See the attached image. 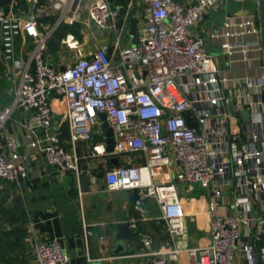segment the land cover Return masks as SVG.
<instances>
[{
    "label": "built area",
    "instance_id": "built-area-1",
    "mask_svg": "<svg viewBox=\"0 0 264 264\" xmlns=\"http://www.w3.org/2000/svg\"><path fill=\"white\" fill-rule=\"evenodd\" d=\"M142 1L147 25L136 44H122L109 0L91 3V19L100 29L113 30L115 38L109 46H98L89 54L74 46L77 58L66 63L64 70L47 54L57 23L44 26V9L38 7L30 15L16 16L0 5L7 57L20 74L13 100L0 106V130L15 109L29 110V148L44 154L59 173H80L77 147L81 140L92 139L93 127L101 123L100 113L105 112L114 129V149L109 151L102 140L94 145L92 155L145 154V162L133 164L129 160L112 166L104 178L108 190L135 192L138 216L129 222L131 228L137 229V220L147 218L146 200L154 198L161 206L170 238L176 242L186 229L180 184H199L211 190L208 208L214 218L211 241L187 248L191 264H234L239 250L247 264L259 260L264 264V72L259 78L240 76L236 88H231L227 85L230 77L208 53L204 37L190 33V28L220 0ZM55 5L62 6L63 0H56ZM225 25L237 26L238 30L211 36L259 31L255 18L227 21ZM21 33L33 39L24 58L15 56L16 38ZM68 36L74 39V35ZM222 46L229 54L240 48L248 59V45L227 39ZM52 94L65 103L67 139L64 121L54 125ZM186 110L191 111L190 120L197 121L198 128L188 124ZM245 111L248 115H243ZM18 146L11 134L0 136V178L5 181L29 174L28 155ZM90 177L97 179L94 174ZM226 190L231 192L230 205L243 210L240 216L217 211ZM141 239L144 254L150 256L148 264H182L181 247L150 251L152 236L144 233ZM34 261L69 264L64 239L36 238Z\"/></svg>",
    "mask_w": 264,
    "mask_h": 264
},
{
    "label": "crops",
    "instance_id": "crops-1",
    "mask_svg": "<svg viewBox=\"0 0 264 264\" xmlns=\"http://www.w3.org/2000/svg\"><path fill=\"white\" fill-rule=\"evenodd\" d=\"M55 1L12 0L10 4L2 6L7 13H14L16 16L30 15L41 7L45 12L41 19L44 26L50 27L57 23L53 36L59 41V46L57 48L49 46L47 54L58 67L66 64L64 57L61 58L64 49L61 40L67 33H77L83 42L85 54L91 53L98 46H109L114 40L116 33L113 30L100 29L89 16V6L96 0H63L60 7L55 5ZM180 1L186 3L188 0ZM261 1L264 5V0H220L190 28L192 35L204 37L208 53L215 57L220 70L230 77L227 85L231 88H236L237 78L240 76L259 78L264 72ZM109 2L116 12L114 18L120 29L118 32L121 34L122 44L138 42L147 25L143 1L109 0ZM252 18H255L259 26L257 33L232 36L224 34L220 38L211 36L212 33L238 30L237 26H226L227 21L241 22ZM44 29L42 27L43 31ZM227 39L236 45H248V59L244 57L240 48L233 54L227 53L222 46V41ZM32 45L33 39L21 33L16 38L15 56L24 58ZM74 54L76 55L75 51ZM10 59L7 57L0 27V106L13 100L19 85L20 74L14 70ZM52 100L55 111L54 125L58 126L59 121H64L62 122L64 128L67 123L65 103L60 98H54L53 94ZM30 116L29 110L15 109L11 119L0 130L1 137L11 134L17 138L18 150L28 155L30 163L28 176L11 181L0 178V264H35L36 238L41 240L63 238L70 255L69 264H148L150 256L144 254L145 247L141 239L144 233L150 234L153 238L150 251H170L175 247H181L180 262L191 264L192 258L187 248L207 245L211 241V221L214 213L211 214L208 208L211 197V190L208 187L199 184H193L191 187L180 184L182 201L186 209V229L176 242L170 238L161 206L154 198L146 200L148 216L137 220V229L129 225L121 230V224L130 222L132 218L138 216L134 208L135 192L129 189L108 190L104 180L106 170L112 166L126 164L129 160L133 164L143 163L145 154L136 151L120 155L108 153L92 155L94 145L106 140L101 120V123L93 127L92 139L81 140L77 147V152L81 156L80 173L74 170L59 173L47 162L44 154L29 148L26 125L30 123ZM66 127L69 129L68 124ZM38 133L40 136L43 134L41 130ZM168 170L171 171V168ZM83 171L97 177L95 181L91 180L87 190L82 189ZM17 195H21L22 205L14 202ZM230 200L231 192L226 190L217 211L240 216L243 210L230 205ZM122 232L126 238H121ZM6 240H10L12 244H8ZM119 244L123 247L120 248ZM234 264H247L245 254L241 250L238 251Z\"/></svg>",
    "mask_w": 264,
    "mask_h": 264
},
{
    "label": "water",
    "instance_id": "water-1",
    "mask_svg": "<svg viewBox=\"0 0 264 264\" xmlns=\"http://www.w3.org/2000/svg\"><path fill=\"white\" fill-rule=\"evenodd\" d=\"M12 2V0H0V4L1 5H6V4H10ZM261 12H262V25H263V30H264V5H263V2L261 1ZM49 46L51 48H57L59 46V41L54 37L52 36L49 40ZM62 70H64V66L61 67ZM185 116L187 117V120H188V124L191 126V127H196L198 128L199 127V124L197 121H192L190 120V115H191V111L190 110H186L184 112ZM248 115V112L245 111L243 113V115ZM100 118L102 120V129L105 131V135H106V142H107V149L109 151H112L114 149V143H115V139H114V129L112 126H110L109 122L106 120L107 118V115L106 113H100ZM245 120H247V117L245 116ZM164 133H165V130H164ZM82 179H83V182H82V189L83 190H87L89 188V185H90V182H91V178H90V175H88L86 173V171H83L82 172ZM14 202L18 205H22V197L21 195H17L15 198H14ZM129 222H126V223H123L120 225V229H125L127 226L129 227ZM126 235V234H125ZM121 238H124V232H122L120 234ZM126 238V237H125ZM120 248L123 247L122 244H119L118 245ZM256 264H262V261L259 260Z\"/></svg>",
    "mask_w": 264,
    "mask_h": 264
},
{
    "label": "rangeland",
    "instance_id": "rangeland-1",
    "mask_svg": "<svg viewBox=\"0 0 264 264\" xmlns=\"http://www.w3.org/2000/svg\"><path fill=\"white\" fill-rule=\"evenodd\" d=\"M68 34L74 35V39H72L71 37H66ZM72 39V40H69ZM63 40V41H62ZM62 44L64 45V49H62V53H61V58L64 57L66 63H72L76 60V55L74 54V50H76L75 48L77 47L79 49V51L81 53L84 54V50H83V42H81L79 36L77 35V33L74 32H70L67 33L63 38H62ZM137 42L133 43L136 44ZM76 46V47H74ZM67 47V49H66ZM70 49V50H69Z\"/></svg>",
    "mask_w": 264,
    "mask_h": 264
},
{
    "label": "trees",
    "instance_id": "trees-1",
    "mask_svg": "<svg viewBox=\"0 0 264 264\" xmlns=\"http://www.w3.org/2000/svg\"><path fill=\"white\" fill-rule=\"evenodd\" d=\"M67 124V123H66ZM66 124L64 125V135H65V137H67L68 136V129H67V127H66ZM3 234H5V232H3ZM8 238V237H7ZM7 241V243L8 244H12V242L10 241V240H6Z\"/></svg>",
    "mask_w": 264,
    "mask_h": 264
}]
</instances>
